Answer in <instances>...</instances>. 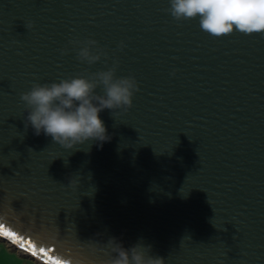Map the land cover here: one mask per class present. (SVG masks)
<instances>
[{
    "label": "water",
    "instance_id": "obj_1",
    "mask_svg": "<svg viewBox=\"0 0 264 264\" xmlns=\"http://www.w3.org/2000/svg\"><path fill=\"white\" fill-rule=\"evenodd\" d=\"M169 7L0 0V227L18 237L0 242L21 258L111 264L115 238L164 264H264V32L212 36ZM88 40L105 53L93 64L77 58ZM114 62L138 90L126 112L99 113L102 147L25 127L33 84Z\"/></svg>",
    "mask_w": 264,
    "mask_h": 264
},
{
    "label": "clouds",
    "instance_id": "obj_2",
    "mask_svg": "<svg viewBox=\"0 0 264 264\" xmlns=\"http://www.w3.org/2000/svg\"><path fill=\"white\" fill-rule=\"evenodd\" d=\"M169 3L167 11L174 19L198 16L201 29L212 36L227 35L234 29L244 34L264 32V0H169ZM25 27L30 28L31 23ZM95 45L94 40L84 42L77 58L88 64L99 61L105 53L95 49ZM115 70L116 62L91 78L76 76L59 83L33 84L28 92L20 95L28 109L25 127L31 126L37 136L43 132L64 149H73L89 140H95L102 147L111 137L99 113L105 109L111 110L113 116L117 110L126 112L138 90L134 78H117ZM97 87L103 88V95L96 93ZM72 183L69 180V185ZM110 239L115 242L111 264H164L163 257L150 255V245L137 243L126 248L115 238Z\"/></svg>",
    "mask_w": 264,
    "mask_h": 264
},
{
    "label": "crops",
    "instance_id": "obj_3",
    "mask_svg": "<svg viewBox=\"0 0 264 264\" xmlns=\"http://www.w3.org/2000/svg\"><path fill=\"white\" fill-rule=\"evenodd\" d=\"M0 264H36L34 261L21 258L11 251L5 244L0 242Z\"/></svg>",
    "mask_w": 264,
    "mask_h": 264
},
{
    "label": "snow or ice",
    "instance_id": "obj_4",
    "mask_svg": "<svg viewBox=\"0 0 264 264\" xmlns=\"http://www.w3.org/2000/svg\"><path fill=\"white\" fill-rule=\"evenodd\" d=\"M0 236H2L3 238H7L10 240V242L12 243H17L18 241V237L16 236L15 232H6L4 231V229L2 227H0ZM21 242L19 243V246L23 249V250H28V248H31V254L32 255H36V248L32 245H28V247H25V243L22 242V237L20 238ZM45 252V249L43 247L39 248V253L43 254ZM44 264H48L47 261L44 262ZM53 264H56V262H53Z\"/></svg>",
    "mask_w": 264,
    "mask_h": 264
},
{
    "label": "bare ground",
    "instance_id": "obj_5",
    "mask_svg": "<svg viewBox=\"0 0 264 264\" xmlns=\"http://www.w3.org/2000/svg\"><path fill=\"white\" fill-rule=\"evenodd\" d=\"M30 255V254H29ZM30 256H32V255H30ZM32 257H34V256H32ZM38 262H40L41 264H44V263H42V261L41 260H39L38 258H36V257H34Z\"/></svg>",
    "mask_w": 264,
    "mask_h": 264
}]
</instances>
